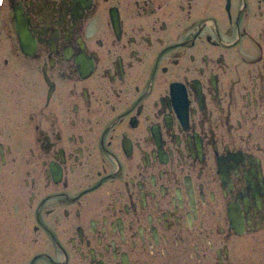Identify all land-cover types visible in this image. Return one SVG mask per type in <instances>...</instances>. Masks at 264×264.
<instances>
[{
	"label": "flooded vegetation",
	"instance_id": "flooded-vegetation-1",
	"mask_svg": "<svg viewBox=\"0 0 264 264\" xmlns=\"http://www.w3.org/2000/svg\"><path fill=\"white\" fill-rule=\"evenodd\" d=\"M0 264H264V0H0Z\"/></svg>",
	"mask_w": 264,
	"mask_h": 264
},
{
	"label": "bare ground",
	"instance_id": "bare-ground-1",
	"mask_svg": "<svg viewBox=\"0 0 264 264\" xmlns=\"http://www.w3.org/2000/svg\"><path fill=\"white\" fill-rule=\"evenodd\" d=\"M18 13H21V12L19 10L15 9L14 12H13V15L16 18L21 19V17L19 16ZM19 29H20V33H22L25 36H28L27 33L25 32V30H23V26L20 25ZM26 39H28V38H26Z\"/></svg>",
	"mask_w": 264,
	"mask_h": 264
}]
</instances>
